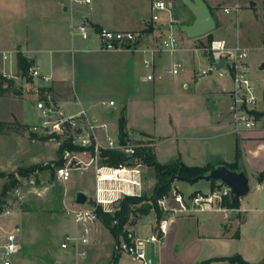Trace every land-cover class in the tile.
Wrapping results in <instances>:
<instances>
[{
	"label": "crops",
	"instance_id": "crops-1",
	"mask_svg": "<svg viewBox=\"0 0 264 264\" xmlns=\"http://www.w3.org/2000/svg\"><path fill=\"white\" fill-rule=\"evenodd\" d=\"M77 1L53 0L51 1L53 4L45 6L52 16L54 26L51 31L55 32L57 41L53 49L47 50V56H28L23 51L31 65L37 66L41 73L51 78L48 90L58 103L62 104L68 112H74L80 108L85 109L91 119L97 123L106 124L109 130L110 124L96 111V106L99 107L101 97L97 101L98 103L95 100L98 95H101L98 93V85L95 83L97 77L95 78V76L98 74L100 77L101 70L104 69L111 71V73L112 70L115 72L122 70L125 73L134 71L138 65L142 69L144 68L143 59L149 57L148 52L144 51L154 49L156 50L152 55L154 79L152 81L146 79V75L151 71L144 68L145 73L140 75L139 81L148 84L144 90L151 94L163 91L164 93L166 91L175 93L178 104L168 108V116L163 123L173 130H182V128L195 130L196 136L190 139H193V149L196 156L182 158L183 153L179 148L180 146L184 147L185 142L178 145V138L175 137L177 160L168 164L162 162L159 156L164 149L161 146L168 144L170 138L168 135L155 133L153 130H145L143 126L133 127L132 135L139 137L137 143L146 147L148 141L147 145L151 146L150 149L156 162L161 165H173L182 159L183 163L181 164L187 167L231 164L235 161L236 148L238 147L240 152L238 167L245 172L248 180L249 176L256 178L257 174L264 170V119H256L255 127L252 129L240 128L236 131L231 109L233 106V86L230 77L224 71L219 70L199 77L193 68L196 64L200 65L202 58H206L203 52L200 51V56L196 55L195 57L191 53L196 52L197 49L191 47L189 40L183 36H178L176 31H169L167 34L166 31L160 30L165 23H192L193 15L181 0H105L101 4H94L92 0L89 3ZM157 1L164 2L168 8L164 17L163 15H156L159 10L154 9L153 4ZM175 8L180 10V14L176 16L173 14ZM221 12L225 15L229 13V10ZM222 13H219L217 17L221 24L216 26L221 33L218 37L212 34L213 40H224L228 46L245 48L242 47L239 33L234 31L233 26L231 27L233 21L225 18ZM81 21H86L89 27H106L118 31L134 32L140 36V40L135 49L99 52L93 36L85 41L77 35L76 26ZM145 30L149 31L146 33ZM169 35L175 37L178 48L173 54L162 49V41ZM36 52L40 54V50ZM137 54L140 56L138 57ZM178 58L181 59L180 62L183 63L184 67L176 76L170 77L169 85H166L162 82V77ZM263 61L264 59L260 62ZM101 64L105 66L104 69H99ZM130 80L134 81L133 78ZM251 82L253 86L260 87L257 80ZM259 87H257L258 90ZM120 97L124 98L123 95ZM104 101L106 100L101 99L100 102ZM109 101L114 102L113 106L109 107L116 106V99L109 97ZM261 103L262 105L258 107H256L257 105L251 106L250 110L262 112L264 101ZM124 117L126 119L125 115ZM117 128L118 123L116 130ZM127 131L128 136H131V131L129 129ZM100 137L102 138L101 133ZM140 170L142 192L145 190L143 188L145 183L148 184L146 189L152 192L155 185L153 177L149 180L145 179L144 170ZM92 172L95 186V170ZM153 172L155 174L154 170ZM180 181L183 180H175L172 187L179 190L177 183ZM207 183L208 188L205 192L196 189L183 194L179 191L184 196L197 192L206 193L212 189L210 182ZM263 185L264 179L261 183L256 182V188L261 189ZM79 190L86 193L84 189ZM262 204L263 206L258 208L242 197L239 198V208L236 210H210L179 216L169 223L163 245L157 247L150 244L152 255L158 264H202L209 259L228 257L234 254L240 255L249 263H260L263 258L264 243L259 238L252 237V232L253 230L257 231V225H255L257 222L260 221V225L264 226V203L262 202ZM154 220L153 225H147L149 228L148 235L151 234L157 222L156 217ZM97 221L99 220L86 224L88 231L92 236H95L93 232L96 229L97 233L102 234V239L104 237L112 241L113 238L109 232L103 226L99 227L100 224ZM138 227L136 225V229L132 230L135 236H139L136 233ZM131 229L127 230L133 234ZM89 244L88 249H90ZM213 247L215 249L211 250ZM97 248L94 250L93 246L91 251H87L83 259L77 258L73 253L71 258L73 264H98L97 259L101 252L97 251ZM110 254H106V257L108 256L106 261ZM123 256V254L119 255L116 264H126L123 261ZM69 261L70 259L66 256L60 261L55 260L52 264H70ZM210 264L226 263L218 261Z\"/></svg>",
	"mask_w": 264,
	"mask_h": 264
},
{
	"label": "rangeland",
	"instance_id": "rangeland-1",
	"mask_svg": "<svg viewBox=\"0 0 264 264\" xmlns=\"http://www.w3.org/2000/svg\"><path fill=\"white\" fill-rule=\"evenodd\" d=\"M51 1L53 0H0V53H12L15 63L12 72L14 76H18L20 72L17 66L18 53L24 56V51L28 56H47V50L53 49L57 44L55 32L51 31L54 26L52 16L50 11L45 8L47 4H53ZM103 1L105 0H92L94 4H101ZM205 1L211 8L216 26L221 24L217 19L218 14L222 13L221 11L224 9L229 10L228 14H222L225 18L233 21L231 27L233 26L234 31L239 33L242 47L248 50V76L251 81L257 80L260 83V87L254 86L256 97L254 105H257L256 107L262 105L261 102L264 101V70H261L259 66L260 61L264 59V0ZM164 14H166L165 11L156 12V15H163V17ZM173 14L175 16L180 14V10L175 8ZM166 32L169 33V31ZM176 32L178 36L189 40L193 49H197L196 52L191 53L195 57L196 55L200 56V51L206 52L207 46H202L206 44V36L191 39L185 34L182 35L181 32ZM220 33L221 31L217 27L211 34L218 37ZM38 50H40V54L36 52ZM137 56L140 55L137 54ZM175 61L180 62L181 59L178 58ZM201 61L200 65L196 64L193 69L199 71L207 66L206 58H202ZM104 67L101 64L99 69H104ZM2 68L7 70V66L3 65L0 60V69ZM144 70L139 65L134 71L126 73L122 70L117 72L112 70L111 73L104 69L101 70L100 77L98 74L95 76V78L97 77L95 83L98 85V93L101 95H98L95 101L97 102L100 97V101L101 99L106 100L105 103H108L109 97L116 99L115 107L108 105L102 107L100 101L99 107L96 106L99 116L102 115L104 120L110 124L108 135L112 138L116 137L118 119L123 113L126 116V129L131 131V136H128L129 142L126 144L137 143L139 137L132 135L133 127L143 126L145 130H153L155 133L165 134L170 138L168 144L161 146L164 149L159 156L162 162L168 164L177 160L175 137L178 138V145L185 142L184 147L180 146L179 148L183 153L182 158L196 156L193 139H190L196 136L195 130L189 128L173 130L163 123L168 116V108L178 104L175 93L169 91L164 93L163 91L151 94L146 92L144 89L148 84L139 81L140 75L145 73ZM214 72L212 71V73ZM163 76L162 82L169 85L170 77L176 75L165 73ZM132 78L134 81L130 80ZM10 80L13 81L11 88L0 93V174L4 175L0 176V207L3 209V212L0 213V221L5 229L15 224L19 226L18 236L21 251L11 259V264H52L55 260L60 261L66 256L70 259V264H73L71 259L74 253L73 248L69 245L66 249H62L60 244L66 236L79 235L83 230L82 224L76 225L74 222L72 211L77 208V204L74 203V194L77 190L84 189L87 193L85 206L91 204L94 190L92 171L95 170V166L92 163L84 170L74 169L80 167L81 163H88L91 155L75 151H68L67 155V149L58 152L59 146L62 144L61 140L57 138L39 139L40 135L38 134L34 136L31 128L38 125L39 121L37 112L33 108L36 98L33 92L35 85L24 87V83L21 81ZM121 95L124 98H121ZM252 112V110L248 111L256 119ZM103 139H105L104 134H102ZM146 143L148 144V141ZM147 144L146 147L151 148ZM179 163H183V160L181 159ZM60 166L73 168L71 176L66 182H62L55 174V169ZM31 167L34 169L30 175L25 177L18 175L19 168ZM141 169L144 170V178L149 180L153 177L154 184H156L157 178L153 169L145 165H141ZM11 175L17 180V185L2 195L3 184ZM249 177L250 192L244 196V200L260 208L263 206L262 202L264 203V185L261 189L256 188V178ZM146 185L148 184L143 185L145 188L143 195L150 196L151 190H147ZM177 186L183 194H187L196 189L205 192L208 183L204 180L193 183L180 181ZM154 219L155 213L152 210L146 215L134 212L130 215L125 228H132V231L138 225L136 233L139 237L144 238L149 233L147 225H153ZM97 222L100 224L99 227L102 226L100 221ZM259 222L255 224L257 231L253 230L252 237L259 238L264 243V226ZM93 233L95 236H92L90 232L88 234L91 242L90 249L87 246L82 249L87 253L93 246L94 250L98 247L97 251H100L101 255L97 259V263L112 264V255L117 254L115 241L104 237L102 239V234L97 233L96 229ZM132 233L135 234L134 231ZM214 249L213 247L211 250ZM108 253L111 254L106 261ZM123 261L126 264H136L125 255Z\"/></svg>",
	"mask_w": 264,
	"mask_h": 264
},
{
	"label": "built area",
	"instance_id": "built-area-1",
	"mask_svg": "<svg viewBox=\"0 0 264 264\" xmlns=\"http://www.w3.org/2000/svg\"><path fill=\"white\" fill-rule=\"evenodd\" d=\"M77 2L89 3L90 0H78ZM153 8L160 11H168L162 1L155 2ZM224 11L227 12V9H224ZM76 33L85 41L93 36L97 42V50L99 52L119 51L126 49V46H129L128 50L135 49V43L140 40V36L134 32L118 31L106 27H89L86 21H81L76 26ZM162 46V49L170 54L178 50L176 39L173 35L167 36L162 41ZM205 51V54H203L206 56L208 64L205 68L197 71L196 74L199 77H203L212 71H218L215 69V64L224 57L226 61L223 68L219 69V71H224L232 82L233 106L231 109L235 130L254 128L256 119L248 113L249 107L256 102L254 86L248 76V50L246 48L228 46L224 40H212ZM144 52H148L149 57L143 59V67L151 71L146 75V79L152 81L154 79L152 55L156 50L152 49ZM0 60L3 65L7 66V70L6 68L0 69V81L1 79H17L24 83V87L35 85L33 92L36 98L33 102V108L37 112L39 121L38 125L31 128L33 134H38L41 138L51 134L52 139L57 138L61 140V143L69 142L71 145L78 147L79 151L75 152L91 155L88 163H81L80 167L74 168L84 170L92 163L95 166V186L92 203L87 206H85V203L72 211L75 224H82L83 230L79 235L66 236L60 244L62 249H66L70 245L74 250L75 256L83 259L86 256V251L82 248L89 244L86 224L97 220V208L111 214L115 209L114 204L123 197H140L143 193L140 170L143 164L140 161L135 160L133 165L121 164L117 167L100 165V151L105 149L118 150L128 156H132L137 148L144 145L139 143L132 145L121 144L117 138L118 136L112 138L108 135L106 124L97 123L91 119L83 108L68 112L48 90L51 78L41 73L37 66L30 65L25 72L20 71L18 76H14L12 72L15 63L12 53L1 52ZM183 67V63L175 61L166 72L177 75ZM27 73L30 74V79L25 81ZM113 104V101L102 102L101 106H113ZM262 118L264 119V115ZM100 133L104 134L105 139L102 140L100 138ZM68 151L71 150L66 151L67 155L69 154ZM72 169L69 166H60L55 169V174L62 182H66L71 176ZM230 195V189L220 182H215L214 187L206 193L197 192L188 196H184L177 188L171 187L166 194L156 201L157 207L161 212V218L155 223L151 234L144 238L130 234L128 241L119 238L118 243L115 244L117 254L129 257L136 264H158L152 255L150 244L157 247L164 244L168 226L172 220L190 213L229 210L221 204L223 198ZM2 212L3 209L0 207V213ZM18 234V224L5 229L0 221L1 264H11V259L20 251Z\"/></svg>",
	"mask_w": 264,
	"mask_h": 264
},
{
	"label": "trees",
	"instance_id": "trees-1",
	"mask_svg": "<svg viewBox=\"0 0 264 264\" xmlns=\"http://www.w3.org/2000/svg\"><path fill=\"white\" fill-rule=\"evenodd\" d=\"M211 12V8H210ZM212 14V13H211ZM149 30H145L144 32H148ZM213 40L212 34L206 35V44H203V47H206ZM31 63L24 57L22 54H17V66L21 72H25ZM2 85H5L2 87ZM13 85L12 80L1 79L0 81V93L3 91H8ZM256 119L260 118L264 115V110L262 112H252ZM118 140L121 144H126L129 142L128 131L126 129L125 117L122 113L118 119ZM35 136V134H34ZM37 137V136H36ZM41 139V137H38ZM64 149L71 151H79V148L71 145L69 142H63L58 149V152L63 151ZM240 152L238 147L236 148L235 161L231 164H226L231 170L238 171L240 170L238 167ZM135 160L140 161L143 165L147 167H151L155 171V176L157 178V182L154 185L151 195H141L140 197H123L120 200V204L116 207L113 213H105L100 208L96 210L97 219L100 221L102 226L109 232L115 244L118 243L119 238L124 239L125 241L129 240V235L131 234L128 230H126L125 225L128 222L130 215L134 212H138L142 215L148 214L151 210L154 211L156 221H159L161 218V212L157 207V199L162 195L166 194L171 188L170 174L166 173V171L178 174L183 178V181H188L189 179L196 177L198 175H202L211 169L213 166L206 167H187L185 165H180V163H176L173 165H161L156 162L154 155L150 148L145 146L139 147L135 150L132 156H128L118 150L105 149L101 150L99 154V164L107 165L111 167H117L121 164L133 165ZM33 167L22 169L19 168L17 173L20 177H25L31 174L33 171ZM0 176H4L0 174ZM6 177V176H5ZM264 179V170L257 174L256 180L258 183H261ZM211 187L213 188L215 182H210ZM17 185V180L11 175L7 177V182L3 184L1 189L2 195L7 193L11 188H14ZM92 203V202H91ZM223 207L227 209L236 210L239 208V198L230 195L229 197H224L222 200ZM119 258V254L112 255V264H116ZM222 261L228 264H253L244 260L240 255L234 254L228 257H220L213 258L207 261H204L202 264H209L211 262ZM264 264V252L263 258L260 263Z\"/></svg>",
	"mask_w": 264,
	"mask_h": 264
},
{
	"label": "water",
	"instance_id": "water-1",
	"mask_svg": "<svg viewBox=\"0 0 264 264\" xmlns=\"http://www.w3.org/2000/svg\"><path fill=\"white\" fill-rule=\"evenodd\" d=\"M182 3L188 8L193 15V21L190 24H170L165 23L161 26V31H178L185 34L188 38L196 39L206 36L212 33L216 28V21L210 12V8L205 0H181ZM138 42L135 43L137 45ZM129 49V46H126ZM226 59L222 57L216 64L215 69L219 70L223 68ZM260 69L264 70V61L260 64ZM30 79V74H26L25 81ZM45 140H52V135L48 134L46 137H42ZM180 165H182L180 163ZM170 174V181L183 180L181 176L175 173ZM199 180L206 182H220L226 185L230 189L231 195L237 198L246 196L250 190L249 180L243 170H231L226 164H218L213 166L207 172L202 175H198L189 179L188 181L193 183ZM87 195L81 190H77L74 194V203L77 206H83L86 203ZM120 201H117L114 206L118 207Z\"/></svg>",
	"mask_w": 264,
	"mask_h": 264
}]
</instances>
